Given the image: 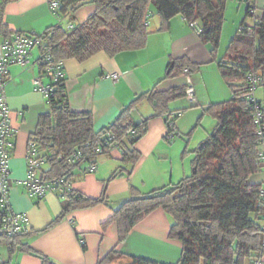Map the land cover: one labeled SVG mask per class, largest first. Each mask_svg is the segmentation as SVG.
I'll return each mask as SVG.
<instances>
[{
  "label": "trees",
  "instance_id": "16d2710c",
  "mask_svg": "<svg viewBox=\"0 0 264 264\" xmlns=\"http://www.w3.org/2000/svg\"><path fill=\"white\" fill-rule=\"evenodd\" d=\"M59 8L55 11L58 23L38 38L40 58L37 64L41 76L59 62L77 60L85 62L104 52L115 57L124 52L139 51L146 47L149 20L154 15L161 19L159 31L169 30L176 17L184 18L189 25L198 23L201 41L209 45L214 61L221 46L225 13L229 0H53ZM246 20L231 39L224 56L217 61L218 69L232 98L224 103L204 107L216 125L207 137L191 151L194 155L193 174L176 184L142 194L132 189L130 199L113 210V216L103 228L112 223L118 228V245L146 217L163 210L173 220L169 238L182 244V254L177 264H252L264 257V181L255 177L264 174L262 141L255 124V115L264 105L252 102L249 94L253 88L250 75L258 76L256 86L264 91V12L256 15L253 0H247ZM6 1L0 4V34L10 37L3 22ZM94 6L95 12L82 24H76V13L85 6ZM68 24H75L71 31ZM25 34L18 33L16 35ZM32 34V33H31ZM173 64V67L171 68ZM202 65L181 58L170 63L165 79L193 75ZM48 96L49 111L39 117L31 140L36 141L48 165L42 172L47 180L65 179L72 183L74 171L98 157L111 153L113 147L121 150V166L105 181L102 195L93 199L75 190L63 196V212L58 220L70 212L89 209L97 205L112 208L107 197L108 184L124 175H131L142 155L136 144L147 132L150 118L138 122L133 113L148 101L154 108L152 117L165 116L169 133L175 131V115L170 104L185 97L187 83L161 91L157 86L137 96L120 115L100 131L94 129L90 112H74L70 106L65 80L51 83ZM175 118L172 119V116ZM102 149L98 154L97 149ZM80 152L82 159L76 165L67 164L69 157ZM188 153V149L185 154ZM190 153V152H189ZM25 236V235H24ZM19 236H0L10 253L22 251L39 258L42 264H56L46 256L23 244ZM116 246L97 264H163L146 258L130 256Z\"/></svg>",
  "mask_w": 264,
  "mask_h": 264
},
{
  "label": "crops",
  "instance_id": "0c3cea01",
  "mask_svg": "<svg viewBox=\"0 0 264 264\" xmlns=\"http://www.w3.org/2000/svg\"><path fill=\"white\" fill-rule=\"evenodd\" d=\"M3 1H6L3 22L9 29L10 36L18 33L42 34L58 23L50 6L53 0H0V4ZM240 1L246 4V10L237 32L244 22L252 24L250 18V22H246L247 0ZM253 2L256 15L260 16L264 12V0ZM238 8L241 10L240 6ZM95 10L91 5L80 8L76 13L75 23H84ZM160 26L161 19L157 15L150 18V35L142 50L124 52L115 57L101 52L85 62H64L70 106L74 112H90L97 132L110 125L137 96L156 86L159 90L166 91L184 85L187 77H190L195 90L196 102L193 106L178 103L179 101L170 104L171 111L175 115L180 114L175 119L174 133H169L167 117H152L154 108L150 102L141 103L134 111V119L137 121L136 116L140 117L138 122L150 118L146 134L136 144L142 158L131 175L118 177L108 184L107 197L112 208L97 205L72 211L64 219L57 221L63 212V199L54 194H48L42 200L28 195L21 184L27 177L26 154L39 117L49 111L48 98L35 90L34 82L39 78L44 86H50L51 79L46 75L41 76L37 64L40 58L37 47L33 50L29 66L9 67L6 93L13 130V149L9 161L10 202L14 211L26 214L29 218L31 230L21 238L22 243L56 264H97L116 246L123 254L163 264H177L181 258L182 244L169 238L173 220L161 209L140 222L119 245L117 225L112 223L106 230L103 228L112 218L113 210L131 198L132 189L147 194L190 176L193 159H185L184 155L187 149L192 154L191 151L204 140L197 143L193 150H189L193 146L192 133H196L200 124L208 119L204 107L224 103L232 98V92L217 65L226 51L222 55L219 50L217 61H214L209 45L201 41L182 17L174 18L167 31L160 32ZM222 37L224 38V33ZM6 38L8 37L0 34V45ZM181 58H188L203 68L193 75L186 73L160 82L168 74L170 63ZM114 73L120 75L118 82L107 77ZM255 97L264 105L263 89L256 90ZM146 104L152 110L143 115L140 111L147 107ZM205 124L212 126L209 121ZM209 126L204 135L213 128ZM121 155V150L114 149L110 154L98 157L94 172L85 171V166L76 169L72 181L73 190L89 198H99L105 181L121 166ZM48 168L46 164L42 172ZM255 180L263 182L264 174L257 176ZM0 263L42 264L39 258L19 250L11 254L6 243H0Z\"/></svg>",
  "mask_w": 264,
  "mask_h": 264
},
{
  "label": "built area",
  "instance_id": "2783aa9c",
  "mask_svg": "<svg viewBox=\"0 0 264 264\" xmlns=\"http://www.w3.org/2000/svg\"><path fill=\"white\" fill-rule=\"evenodd\" d=\"M50 6L52 13L55 15V11L59 8L58 3L52 1ZM190 26L198 35L201 33L198 23H192ZM66 28L71 31L75 28V24H68ZM38 44V38L35 34H20L12 35L6 38L0 45V236L8 238L27 235L31 230L28 216L14 211L9 195V186L11 183L9 161L13 149V143L11 141L13 137L10 117L11 112L7 103L6 93L9 79V67L12 65H19L22 67L29 66L32 62L33 50L38 46ZM47 76L51 79V83L65 80L64 62H59L53 65L48 70ZM107 77L113 82H118L120 79V75L118 73L110 74ZM249 81L253 86L249 94V99H251L252 102H257L255 94L259 78L258 76L250 75ZM187 85L188 87L185 99L188 103L194 104L196 102L195 90L192 86L190 77H187ZM34 87L37 92L42 93L46 98H48L52 91L51 85L44 86L39 78L35 80ZM262 119V112H257L255 115V124L258 126V135L261 138H264V129L261 127ZM261 146V157L264 161L263 141ZM114 149H118V147H113L111 151ZM97 152L98 154H102V149H97ZM81 159L82 154L78 152L68 158L67 164L70 166L76 165ZM26 161L27 177L21 184L26 188L30 197L42 200L48 194H54L60 199H63V196L67 194V192H71L73 190L72 183L70 181H66L62 178L47 180L42 177V168L46 165V160L42 153L38 150L37 143L34 140L29 143ZM96 161L97 160H93L87 165L88 172L96 171ZM261 195L262 202L264 204V189ZM252 264H264V257L254 260Z\"/></svg>",
  "mask_w": 264,
  "mask_h": 264
},
{
  "label": "rangeland",
  "instance_id": "374dc122",
  "mask_svg": "<svg viewBox=\"0 0 264 264\" xmlns=\"http://www.w3.org/2000/svg\"><path fill=\"white\" fill-rule=\"evenodd\" d=\"M241 7V10L238 7ZM245 10H246V4H242L240 0H229L228 1V6L226 8V13H225V25H224V29H223V33H224V38L222 37L221 39V46H220V51L221 54L223 55L224 52L226 51L230 40L233 38L234 34L237 32V27H239V25L242 23V21L245 18ZM157 18V17H156ZM239 18V20H238ZM239 21V22H238ZM246 22H250L248 19L246 20ZM222 33V35H223ZM229 36V38H227ZM178 103H185L189 106H193V104L188 103L184 98L178 100ZM147 107H145V109H141V114L143 115H147V111H151V106L149 104H146ZM207 121H209L211 123L212 126L209 127H215L216 125V120L214 119V117L212 115L207 114ZM137 121L140 120L139 116H136ZM201 121V120H200ZM202 123L200 124V126L195 130L196 133H192V145L191 147H189V150H193V147H196L197 143L199 144L203 139H205L207 137L208 134L204 135L205 131L207 130L206 128L208 126H206V124ZM211 128L210 131L213 129ZM209 131V132H210ZM208 133V132H206ZM201 137V138H200ZM185 159L191 158V160L193 159L194 155L193 154H186L184 155ZM193 174V168L190 172V176ZM256 178V177H255ZM127 263L126 260L121 261V262H116L115 264H124Z\"/></svg>",
  "mask_w": 264,
  "mask_h": 264
},
{
  "label": "water",
  "instance_id": "95a60500",
  "mask_svg": "<svg viewBox=\"0 0 264 264\" xmlns=\"http://www.w3.org/2000/svg\"><path fill=\"white\" fill-rule=\"evenodd\" d=\"M173 67V64H172V66H171V68Z\"/></svg>",
  "mask_w": 264,
  "mask_h": 264
}]
</instances>
